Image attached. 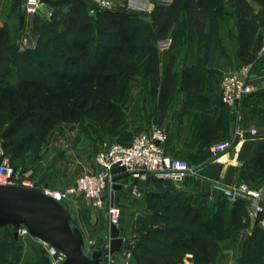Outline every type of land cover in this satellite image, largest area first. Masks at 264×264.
Masks as SVG:
<instances>
[{
	"label": "trees",
	"instance_id": "16d2710c",
	"mask_svg": "<svg viewBox=\"0 0 264 264\" xmlns=\"http://www.w3.org/2000/svg\"><path fill=\"white\" fill-rule=\"evenodd\" d=\"M69 1L48 0L57 10L51 22L37 26L34 49L18 51L9 38V27L0 26V128L6 126L9 142L19 137L13 152L22 162L37 158L45 134L65 120L80 123L86 131L98 127V140L109 137L110 142L127 145L123 139L131 140L133 135L124 129L122 106L130 82L139 76L158 86L160 54L183 42L187 32L204 39L208 48L217 43L218 21L232 18L238 57L252 66L259 61L256 51L263 42L256 31L263 25V12L253 13L246 0H173L149 13L104 10L96 15H89L86 2L72 0L60 29L58 12ZM255 1L264 6L263 0ZM206 18L210 35L203 34ZM19 24L24 25L20 13ZM166 38L171 39L170 45L160 50L159 42ZM167 84L164 80L161 86ZM248 96H253L247 104L250 113L260 112L264 90L250 93L243 101ZM239 174L242 181L264 180V139ZM153 179L167 186L172 181ZM153 196L151 213L135 221V264H179L186 252L192 253V264H215L220 241L244 225V203H229L220 190L211 205L201 195L174 187ZM16 230L0 229V264L20 261L22 243ZM263 257L264 228L256 224L244 239L238 264H264Z\"/></svg>",
	"mask_w": 264,
	"mask_h": 264
},
{
	"label": "crops",
	"instance_id": "0c3cea01",
	"mask_svg": "<svg viewBox=\"0 0 264 264\" xmlns=\"http://www.w3.org/2000/svg\"><path fill=\"white\" fill-rule=\"evenodd\" d=\"M210 28V19L206 18L203 34L210 35ZM214 35L217 43L207 48L204 39L200 40L196 33L187 32L183 42L175 43L167 52L160 54L157 76L159 85L153 87L150 82L142 81L136 76L130 82L122 109L126 113L124 129L129 130L131 135L140 131H149L152 125H160L168 136L164 143L167 154L185 159L195 169L213 161L216 157L222 164L219 177L213 181L197 173H190L180 181H171L170 186H167L155 182L150 175L142 183L140 198L132 197L129 191L130 184L136 182V179L132 177L119 179L121 188L117 190V195L114 193V202L125 215V219H127L126 215L129 216L128 220L131 223L138 216L151 213L153 195L169 190L170 187L195 196L201 195L206 203L211 205L220 187L242 182L239 174L241 165L253 157L258 144L264 139V110L251 114L247 105L253 96H248L239 106L230 107L221 100L219 88L221 77L225 73L239 71L251 65L243 63L237 55L238 44L235 39L237 27L234 20L232 18L219 20ZM261 48H264V40ZM164 80L168 84L161 86ZM248 81L254 89L253 92L264 90V67L256 77H248ZM251 129L256 130L255 135L249 133ZM225 139L234 140L231 149L216 156L212 155L209 145ZM123 141L128 142L127 144L131 142L128 139ZM89 151L82 149L80 152ZM50 156L52 158L48 164L51 166L50 171L47 173L45 171L40 176L45 180L37 185L49 189L70 186L63 180L67 171L62 167V159L65 161V156L58 151H53ZM76 159L80 158L76 157ZM90 169L92 171L96 169L94 161ZM261 213L255 217L246 213L242 228L233 230L229 238L220 241V252L215 264H238L244 239L256 224L264 228V214ZM107 223L106 220V223L99 227L102 234L101 243L106 235ZM80 225L87 243H95L98 234H93L82 219ZM119 227L120 236L123 238L122 246L118 252L109 257L107 264H135L132 251L134 236L130 235L126 224ZM20 239L22 249L18 264H62L57 255L52 254L48 245L40 239L31 235H20ZM99 245L93 246L92 249ZM127 251L131 254L128 263H126ZM179 264H192V262L185 261Z\"/></svg>",
	"mask_w": 264,
	"mask_h": 264
},
{
	"label": "built area",
	"instance_id": "2783aa9c",
	"mask_svg": "<svg viewBox=\"0 0 264 264\" xmlns=\"http://www.w3.org/2000/svg\"><path fill=\"white\" fill-rule=\"evenodd\" d=\"M56 1V0H50ZM87 3L88 13L96 15L104 10H124L129 12L149 13L155 5L168 6L173 0H121L115 3L114 0H82ZM48 0H19L17 8L20 14L26 16H46L50 18L53 12L48 9ZM43 8V11L41 10ZM170 38L159 42V49H167L170 45ZM22 45H27L26 38ZM264 53V48L258 53L259 60ZM244 67L239 71L225 73L219 83L221 100L228 106H239L243 99L253 92V87L248 81L250 68ZM251 135L256 134L255 129L249 131ZM239 134V133H238ZM167 133L160 125H152L149 131H140L133 135L131 142L127 145L116 141H103L95 155L94 163L96 169L78 176L75 183L64 191L53 190L47 192L55 196L59 201L76 195H84L90 200L93 207L103 208L109 223L119 227L121 223V210L115 204L114 199L110 204L109 197L112 192L113 174L111 169L123 166L129 176L136 179L130 184V194L134 198L142 195V183L151 175L155 178L180 181L190 173H196L197 169L190 166L186 160L167 154L164 143L167 140ZM233 139L216 141L209 145L212 155L227 152L233 146ZM1 153V151H0ZM214 157L213 160L217 161ZM19 170L11 163L10 159L4 156L0 162V186L1 185H25L35 186L33 182L25 179L20 181ZM108 187H111L107 194ZM221 192L229 203L243 202L246 213L255 217L264 211V188L252 187L245 182L220 187ZM18 235H28L26 227L17 228ZM49 251L57 255L63 262L65 255L48 244ZM130 251L126 252V263L130 258Z\"/></svg>",
	"mask_w": 264,
	"mask_h": 264
},
{
	"label": "rangeland",
	"instance_id": "374dc122",
	"mask_svg": "<svg viewBox=\"0 0 264 264\" xmlns=\"http://www.w3.org/2000/svg\"><path fill=\"white\" fill-rule=\"evenodd\" d=\"M72 1V0H71ZM67 2L63 7V10L58 12L59 19H62L60 29L63 27V15L66 14L68 11L67 6L72 2ZM248 4H250L251 8H253V13H260L262 14V24L256 31V35L260 34L262 37V42L264 40V6L260 5L255 0H246ZM264 1V0H263ZM115 3L121 2V0H114ZM156 6V5H155ZM14 0H2L0 3V24L7 25L9 27V38L13 44L18 47V51L24 52L29 49H34L37 46V38L39 37L37 32V26L44 22H51L53 20V16L47 18L46 16H26L25 21L23 22L24 25L20 26L19 24V10L18 8H14ZM48 9L52 12H55L57 9L52 7L51 5L48 6ZM154 9V8H153ZM14 10L16 13H14ZM90 15V14H89ZM58 17H55L58 19ZM65 17V16H64ZM92 18L96 19L95 16ZM27 40V45H22V40ZM260 50V48H259ZM258 50V51H259ZM258 51H256L258 53ZM263 91V90H262ZM264 110V104L262 108ZM5 127L0 128V162L4 156L8 157L13 165H16V169L19 170V177L21 180L25 179L29 182H33L35 186L37 184L43 182L45 178L40 177L45 171L46 173L49 172L51 166L48 164L49 161L52 159L50 154L53 151H58L62 155L65 156V161L62 159V167H65L66 174L64 182L69 183L72 185L75 183L76 179L79 175L91 172L93 166V161L95 158L96 153L98 152L99 145L103 141H110L109 137H103L102 139L98 140V127H93L94 129H89L88 131L85 130V127L78 122L75 121H62L56 123L51 127L48 132L45 134V139L39 144V152L38 157L34 155L31 161L25 160L22 162L21 157L16 158V154L14 155L13 148H15V144L17 143L16 137L12 142H9L7 136L4 135ZM91 130V131H90ZM96 136V137H95ZM36 148V146H35ZM78 149V151H77ZM82 149L90 150L89 152L82 153L80 152ZM80 150V151H79ZM35 151V150H34ZM50 157V158H48ZM76 157L80 159H76ZM27 159V158H26ZM185 160V159H184ZM29 163V164H28ZM47 163V164H46ZM189 164V162L187 161ZM63 175V174H62ZM127 177H130L129 175ZM249 184L252 187H262L264 188V180L253 182V181H242ZM69 187V186H68ZM67 187L62 189H55V188H47L48 192L53 190L64 191ZM111 187H108L107 194L110 193ZM117 195V190L113 191ZM125 199V198H122ZM63 202L66 206H77L78 215H79V223L80 219L85 222L87 227L93 232V234H98V238L95 239V243H87L86 241V251L92 250V247L95 245L102 244L101 243V236L99 227L103 226L106 223L107 217L105 214V210L103 208L93 207L90 203V200L85 197L84 195H76L69 198L63 199ZM79 205V206H78ZM121 223L120 225H127L128 231L130 235L135 236L137 235L135 230V221L138 220L140 216H138L133 223L128 220V215H123L121 211ZM89 220H92L91 222ZM10 230V228H7ZM134 232V233H133ZM30 235V234H28ZM47 244V243H46ZM48 245V244H47ZM193 260V255L191 252H186L183 254L180 263L185 261Z\"/></svg>",
	"mask_w": 264,
	"mask_h": 264
},
{
	"label": "water",
	"instance_id": "95a60500",
	"mask_svg": "<svg viewBox=\"0 0 264 264\" xmlns=\"http://www.w3.org/2000/svg\"><path fill=\"white\" fill-rule=\"evenodd\" d=\"M16 4L19 0H15ZM43 11V8H41ZM21 14V20H24ZM264 67V57L255 63L249 72V78H254ZM222 169L218 161H211L199 167L196 173L202 177L216 181ZM112 192L110 204L114 199V190H119V179L129 173L123 166L111 169ZM47 187L25 185L0 186V229L8 226L19 228L24 226L29 234L54 247L65 255L62 264H107L108 259L118 252L123 238L120 227L107 223L106 235L102 244L86 251L85 233L79 223L76 206H66L55 196L48 193ZM15 236H18L17 230Z\"/></svg>",
	"mask_w": 264,
	"mask_h": 264
}]
</instances>
